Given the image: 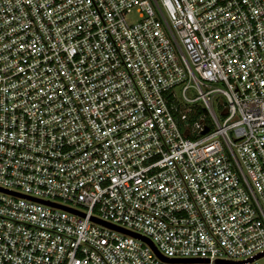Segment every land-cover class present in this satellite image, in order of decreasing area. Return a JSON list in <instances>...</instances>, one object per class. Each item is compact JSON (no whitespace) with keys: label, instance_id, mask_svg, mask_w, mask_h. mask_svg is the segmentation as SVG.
I'll list each match as a JSON object with an SVG mask.
<instances>
[{"label":"built area","instance_id":"1","mask_svg":"<svg viewBox=\"0 0 264 264\" xmlns=\"http://www.w3.org/2000/svg\"><path fill=\"white\" fill-rule=\"evenodd\" d=\"M263 252L264 0H0V264Z\"/></svg>","mask_w":264,"mask_h":264},{"label":"water","instance_id":"2","mask_svg":"<svg viewBox=\"0 0 264 264\" xmlns=\"http://www.w3.org/2000/svg\"><path fill=\"white\" fill-rule=\"evenodd\" d=\"M205 131H206V129H205ZM41 202H43V203H47V202H45V201H41ZM49 204H51V205H55L54 203H49ZM57 206H59V205H57ZM60 208H63V209H65V210H67V211H70V212H75V211H72L71 209H69V208H67V207H64V206H61ZM107 226H110V227H113V228H116V229H118V230H121V231H123V232H125V233H128V234H131V235H133V236H137V235H135V234H133V233H130V232H128V231H126V230H123V229H120V228H118V227H114V226H112V225H107ZM262 255H264V252L263 253H260V254H257V255H255L254 257H252L251 259H248V260H253V259H255V258H258V257H260V256H262ZM161 259L162 260H164V261H168V262H200L201 260L200 259H168V258H164V257H161Z\"/></svg>","mask_w":264,"mask_h":264},{"label":"rangeland","instance_id":"3","mask_svg":"<svg viewBox=\"0 0 264 264\" xmlns=\"http://www.w3.org/2000/svg\"><path fill=\"white\" fill-rule=\"evenodd\" d=\"M187 94L190 96V97H195L196 93L193 89H189L187 91ZM257 264H264V257H261L260 259L257 260Z\"/></svg>","mask_w":264,"mask_h":264}]
</instances>
